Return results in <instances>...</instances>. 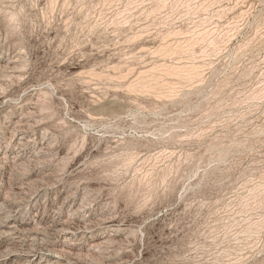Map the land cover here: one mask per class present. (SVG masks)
<instances>
[{
	"label": "rangeland",
	"instance_id": "374dc122",
	"mask_svg": "<svg viewBox=\"0 0 264 264\" xmlns=\"http://www.w3.org/2000/svg\"><path fill=\"white\" fill-rule=\"evenodd\" d=\"M0 264H264V0H0Z\"/></svg>",
	"mask_w": 264,
	"mask_h": 264
}]
</instances>
